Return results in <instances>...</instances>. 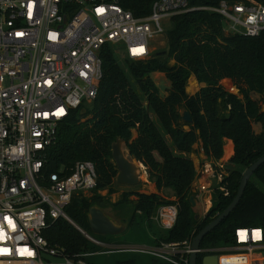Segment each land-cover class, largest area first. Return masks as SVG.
I'll list each match as a JSON object with an SVG mask.
<instances>
[{
    "label": "trees",
    "instance_id": "1",
    "mask_svg": "<svg viewBox=\"0 0 264 264\" xmlns=\"http://www.w3.org/2000/svg\"><path fill=\"white\" fill-rule=\"evenodd\" d=\"M154 1L118 0L135 16L149 14ZM220 1L187 3L195 7L217 5ZM225 1L264 6V0ZM223 26L219 14L191 10L170 17L165 49L146 59L133 60L121 56L110 44L103 45L102 76L95 97L70 110L59 124L56 141L45 150L46 174L67 175L77 161L93 164V194L87 197L79 191L74 193L64 209L74 224L86 232L90 230L87 212L92 205L103 209L109 205L116 213L128 214L126 220L131 225L137 213L150 219L161 205L175 204V221L156 238V245L196 235L229 205L243 171L264 155V29L249 36L225 33ZM154 72L162 73L169 83L164 96L153 82ZM191 77L202 86L189 95L186 87ZM224 79L230 80L237 92L226 89L221 84ZM183 110L190 113L191 123L182 120ZM253 123L260 125L259 132L254 131ZM132 129L136 130L135 137ZM118 138L125 141L129 157L146 167L147 179L156 191H123L118 201L106 203L107 196L100 191L107 190L108 195L116 191L117 168L110 146ZM226 140L231 142L224 180L229 195L214 193L208 213L195 218L189 202L195 170L189 155L199 142L208 157L220 159ZM162 188L171 189L174 200H164L159 192ZM262 225L264 163L251 175L230 213L203 236L200 247L232 244L235 229ZM44 237L51 245L63 247L74 259L92 244L62 218L45 230ZM202 256L197 254V264H201ZM115 264H134V260L126 258ZM150 264L169 263L153 256Z\"/></svg>",
    "mask_w": 264,
    "mask_h": 264
},
{
    "label": "built area",
    "instance_id": "2",
    "mask_svg": "<svg viewBox=\"0 0 264 264\" xmlns=\"http://www.w3.org/2000/svg\"><path fill=\"white\" fill-rule=\"evenodd\" d=\"M191 10L219 14L228 34L254 36L264 29V6L253 2L190 7L187 0H155L149 14L135 16L118 0H0V264H87L88 253L74 259L44 232L60 218L72 223L64 209L74 193L95 186L93 164L77 161L67 175L46 174L45 150L70 110L95 97L103 45L146 59L170 17ZM198 152L191 192L204 216L214 193L228 196L229 190L223 159L208 157L201 145ZM176 213L175 204L161 205L155 219L170 228ZM193 237L132 249L169 264H189ZM196 253L217 255V264H264V225L239 227L232 246H199Z\"/></svg>",
    "mask_w": 264,
    "mask_h": 264
},
{
    "label": "rangeland",
    "instance_id": "3",
    "mask_svg": "<svg viewBox=\"0 0 264 264\" xmlns=\"http://www.w3.org/2000/svg\"><path fill=\"white\" fill-rule=\"evenodd\" d=\"M253 3H257V2H253ZM165 26L166 27L168 26V22L165 23ZM165 47H166V38H165V33H164V34H162L156 38H153V40L151 41V44L149 46V49H150L149 56H151L152 54H154L156 52L163 51L165 49ZM171 62H172V60H170V63ZM151 75H152L153 82L155 83V85L157 86V88L159 90L160 95L164 96L166 93V88L168 87L167 86L168 81L165 79V77L162 73H155L154 72ZM199 84L200 83H197V81L194 78H192L191 80L189 79V81L187 83V91L189 93L192 91L196 92L199 89V86H198ZM221 84L226 89H228L229 91L237 92L236 87L232 85L230 80L224 79L221 81ZM252 126H253V129L255 132L260 131V125L259 124L253 123ZM166 140L169 141L167 137H166ZM199 144L200 143L197 142V146H199ZM221 158L223 159L224 163H226L225 161L228 158L227 153L224 152V154L222 155ZM139 163L140 162H137V161L135 162V164L140 168ZM151 186H152V183L150 181H148V179L146 177V173L144 174L143 170H141L139 172V181L135 185L127 186V185H118L116 183L114 185L115 188L118 187V191H120V190L121 191H123V190L124 191L134 190V191H142V192H147V193H149L150 191H155V188L154 187L152 188ZM79 192L82 193L84 196H87V197H90L93 194L92 188L86 189L84 191L79 190ZM79 192H77V193H79ZM159 192L162 195V197L164 198V200L172 201L170 199L172 196L171 189L162 188ZM100 193H104L102 195L107 196L106 203L111 202L110 196L107 194V190H102V191H100ZM104 211L110 216H112L113 214H117L116 211L114 209H112V207H110L109 205L105 206ZM193 212H194V214H197L198 217L203 216V211H202V208L200 207L199 204L193 206ZM136 215H137L136 220L139 223V225L138 226L135 225V228H133V229L131 227H129L128 229L126 228L127 230L125 229L123 232L118 233L116 235L97 234V233H94V232L88 230L89 235L95 241L94 240L91 241V238L89 239V241L92 244L89 243V247L87 249V252H85V253H88L87 257H84L85 262L87 264H115V260H117L119 258L133 257L135 259L134 264H146V263H148L150 261V255H151L150 253L143 252V251L128 250V249H131L130 246H137L140 248H142V246L143 247L154 246V245H149V244L145 245L142 242L138 241V240H140L139 238L134 236L135 233H137L139 231L143 232V229H144V224L141 223L143 221V219H140L139 213H137ZM149 221L152 222V224L153 223L157 224L155 216L150 218ZM157 227H158V225H157ZM230 246H232V244H226V245L222 244V245L216 246L215 248L230 247ZM111 249H118V250H113V251H123V252L107 253V252H110L108 250H111ZM48 259H50L52 262H55V263H65L64 259L58 258V257H49Z\"/></svg>",
    "mask_w": 264,
    "mask_h": 264
},
{
    "label": "water",
    "instance_id": "4",
    "mask_svg": "<svg viewBox=\"0 0 264 264\" xmlns=\"http://www.w3.org/2000/svg\"><path fill=\"white\" fill-rule=\"evenodd\" d=\"M226 117L229 113L226 112ZM181 118L184 122L191 123L192 118L187 110H183ZM111 157L117 168V172L114 181L121 185H135L139 181V172L141 169L135 164V160L129 157L126 143L123 139L118 138L111 143L110 146ZM264 163V155L259 157L255 162L250 164L242 173L239 186L235 196L229 205L219 213L212 221L206 224L191 240V249L189 255V264H197V253L196 250L200 246L201 239L203 236L212 230L218 223L226 217L230 211L239 202L244 188L250 179L251 175L256 171V169ZM189 202L191 206L195 205V198L193 195L189 196ZM198 218V215H194ZM87 219L90 231L103 234V235H116L123 232L126 229V225L122 222H117L114 218L108 215L103 208L98 205H92L89 207L87 212ZM71 223V222H70ZM73 225V222L71 223ZM201 264H217V255H206L202 257Z\"/></svg>",
    "mask_w": 264,
    "mask_h": 264
},
{
    "label": "crops",
    "instance_id": "5",
    "mask_svg": "<svg viewBox=\"0 0 264 264\" xmlns=\"http://www.w3.org/2000/svg\"><path fill=\"white\" fill-rule=\"evenodd\" d=\"M172 63V62H171ZM155 73H160V72H155ZM152 76V75H151ZM193 77H191L190 78V80L192 79ZM198 83V82H197ZM169 84V83H168ZM168 86V85H167ZM199 87H201L202 85L201 84H199L198 85ZM186 91H187V87H186ZM194 92L195 91H192V92H188L187 91V93L189 94V95H191V94H194ZM136 130L135 129H132V137H135L136 136ZM228 143H230L231 144V142L229 141V140H226L225 141V144H224V152L225 153H227V155H228ZM199 146H200V144H199ZM199 146H197V143L193 146V151L190 153V158L192 159V161H193V164H194V170L196 169V167H197V162H198V158H200L201 156H200V153L198 152L199 151ZM139 166H140V169L141 170H143V173L145 174L146 173V168H145V166H143V164H141V162L139 163ZM146 177H147V174H146ZM116 183V182H115ZM117 184V183H116ZM118 185H121V184H118ZM127 186H132V185H127ZM152 188H153V185L151 186ZM124 191V190H123ZM123 191H118V187L116 188V191L115 192H113V193H111L109 196H110V201L112 202V203H114V202H116V201H118L119 200V198L121 197V194H122V192ZM156 191V190H155ZM155 191H150L149 193H151V192H155ZM139 192H142V191H139ZM144 193H147V192H144ZM101 194H104V193H101ZM131 199H132V196L130 197ZM171 200H174V197L173 196H171V198H170ZM170 205V204H169ZM195 205H197L196 203H195ZM112 218H114L117 222H122V223H124L125 225H126V228L128 229L129 227H131L132 229L133 228H135V225H139V223L137 222V220H136V217H135V220H134V222L131 224V225H129L128 224V221L126 220L127 218H129V215L128 214H126V213H117V214H113L112 216H111ZM140 217V219H143V221L141 222L142 224H144V229H143V232L142 231H139V232H137V233H135L134 234V236L135 237H137V238H139L140 240H138V241H140V242H142L143 244H145V245H154L155 243V240H156V238H158V236H160V234H163V233H165L166 231H167V229L168 228H166V227H164L163 226V224L161 223V222H159V221H156V223L157 224H152V222H150L149 220V218H147V217H145L144 215H140L139 216ZM153 225V226H152ZM157 225H158V227H157ZM126 229V230H127ZM126 245V244H125ZM131 247V249H128V250H133V251H138V250H134V249H132V247L133 246H130ZM143 247V246H142ZM146 247H148V246H146ZM116 250H118V249H116ZM121 250V249H120ZM113 252H123V251H111V252H107V253H113ZM87 257V256H86ZM127 257H125V258H119V259H117V260H122V259H126ZM128 258H131V259H133L134 260V263H135V259L133 258V257H128ZM152 259H153V256H151L150 255V261L148 262V263H146V264H150L151 263V261H152ZM117 260H115V262L117 261Z\"/></svg>",
    "mask_w": 264,
    "mask_h": 264
},
{
    "label": "snow or ice",
    "instance_id": "6",
    "mask_svg": "<svg viewBox=\"0 0 264 264\" xmlns=\"http://www.w3.org/2000/svg\"><path fill=\"white\" fill-rule=\"evenodd\" d=\"M3 235V233H2V231H0V236H2ZM242 235H244L243 233H242Z\"/></svg>",
    "mask_w": 264,
    "mask_h": 264
},
{
    "label": "bare ground",
    "instance_id": "7",
    "mask_svg": "<svg viewBox=\"0 0 264 264\" xmlns=\"http://www.w3.org/2000/svg\"><path fill=\"white\" fill-rule=\"evenodd\" d=\"M228 156V155H227Z\"/></svg>",
    "mask_w": 264,
    "mask_h": 264
}]
</instances>
